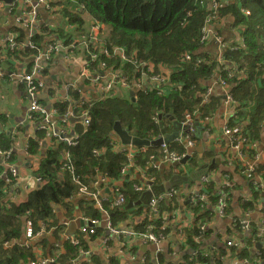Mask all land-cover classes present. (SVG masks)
I'll return each instance as SVG.
<instances>
[{
  "label": "crops",
  "instance_id": "crops-1",
  "mask_svg": "<svg viewBox=\"0 0 264 264\" xmlns=\"http://www.w3.org/2000/svg\"><path fill=\"white\" fill-rule=\"evenodd\" d=\"M21 1L19 9L24 7V3ZM28 3L31 4V1L28 0ZM60 3L61 1L50 0L48 2L50 4L49 9H45L44 5H38V22L34 27H25L20 23H16L14 21L15 15H13L16 12H8L7 9L5 11V8H0V140L2 139L1 135H7L11 143L9 147L11 150L0 148V178L5 180L3 184H0V196L7 206L19 205L25 202L29 193L40 188L46 183V180L37 175L36 172L40 161L39 154L28 152V140L35 138L36 133H42L43 130L38 128L39 125L35 120L26 119L28 100L25 94V84L19 80L20 76L33 63V56L31 54L25 55L21 52L17 56L20 58L12 59L10 62L5 53L7 46L6 36L9 32H13L15 41L21 36L23 38L22 45L19 42L17 49L23 51V44L33 34H40L41 26L49 27L50 23L58 24L63 21L60 14L56 13L61 8ZM88 18V16L83 15L85 23L82 25V29L87 27L86 20ZM220 26H222V22ZM65 28H70L72 32H65L64 30V33L51 34L40 39L41 51H44L43 49L46 48L52 39L57 43L66 44L70 37H75L82 30L77 31L76 27L71 28L70 26ZM67 34H70V36ZM215 51L217 52L216 48ZM80 57L82 56L71 57L66 50L61 49L51 54L48 59L42 58L40 61L43 67L44 88L40 91L39 103L49 114L50 120L53 122L59 136L70 139H76L82 131L80 127H85L84 120L80 119V117H84L85 111L81 109V103L83 101L92 102L103 99L102 89L80 75ZM160 71L163 72L162 75L168 80L169 71H164L163 69H160ZM220 71L221 67L217 65L212 77L206 82L207 88L203 94L204 101L213 97L218 98L219 103L214 111L208 112L203 116H199L197 110L195 119L199 122L198 127H204V130L198 131L196 127L197 129L194 132L196 140H194L193 151L190 153V160L186 164L188 167L185 165L184 168L178 167L177 169L182 174H188L199 168L201 164L208 166L212 159H215L214 164L205 171L201 169L193 174L191 182L177 179V185L169 184L174 168L169 165L161 168V164L164 161L160 157L154 162L157 167L153 168L150 164L148 165L158 173L157 182L156 178H154L155 185L165 182L168 184L166 189L174 188L176 190L171 202L163 200L159 203L158 206L163 204L166 210L158 212V207L154 209L149 205L145 206L141 202L130 208L134 209V214L114 223L108 209L112 207L114 200V187L118 186L122 190L124 187L123 179L114 180L107 176L108 179L102 182L100 178L106 174L102 173V170L92 165V163L85 162L87 164L85 170L89 173V177L81 179L89 186L91 191L97 192L100 208L96 204L97 198L78 193L74 183H72L70 173L68 172V175L66 173L67 170L60 165L59 178L68 180L71 186H74V190L69 187V196L66 197L64 202L55 203L52 206L54 214L48 218L50 226L45 225L44 222L37 221L35 229L41 230L42 234L27 239L25 226L28 217L23 215L20 218V236L3 238L0 241V261H3L2 264H30L32 261L41 264L42 260L46 262L48 259H53L55 264H76L75 260L81 258V254L85 256L83 264H202L197 260L198 255L208 259V264H242V255L240 254L242 251L227 247L226 242L228 239L245 243L247 247L246 257L250 261L249 264H263L253 256L259 251H264V236L257 235L262 217L261 202L253 203L249 209L247 219L250 229L248 231L241 230L233 223L234 219L243 217L246 209L243 206V198L251 195L252 187L248 181L247 173L241 167L243 162L236 159L235 152L233 153V149L228 144L227 136L223 132L226 119H228V115L236 106L233 103L231 106L226 107L224 103L226 88L221 87L219 83L214 84L217 81L216 79L220 77ZM103 74L107 75L108 72ZM214 77L216 78L214 79ZM138 82L140 85H138ZM210 86H212V91L207 93ZM136 88L146 90L155 87L149 78H139V81H131L128 88L116 89L117 91H114V93H117V96L122 99L134 102L130 92L131 90L134 92ZM229 90L230 87L227 86V91ZM199 111H201V108H199ZM163 123L161 129H164V133H172L174 130L173 120ZM20 125H23V132H19ZM43 132L45 136L43 135L38 139V142L40 146L48 147L52 144L51 136L49 131ZM181 134L182 132L179 131V136ZM112 135L117 144L116 150H119L120 147L134 148L131 145H123L116 133L112 132ZM161 136L162 134L159 132L153 139ZM254 142L255 147L250 149L247 161H251L254 159L255 154H258L255 173L260 176L263 173L260 165L264 163V128L259 135V140ZM168 145L171 150L177 153L185 152L184 143H180L176 139L168 142ZM156 147L160 148L159 145ZM205 149L209 150L205 151ZM10 153H12L11 158H9ZM61 156V159H64V163L68 159L72 160L68 150L62 151ZM195 157L201 158L197 164L191 162ZM141 158L138 159L137 164H133L129 168L125 177L129 180L135 179L140 184L146 182L148 180L147 175L151 174L148 167L140 165ZM11 168L16 170L14 176L10 173ZM199 173L202 174L199 175ZM65 174L67 175L65 176ZM204 174L207 181L206 185H203L204 182L200 179ZM226 174L231 180L227 214L225 213L223 216L217 215L212 211L214 206L209 201L206 202L208 204L205 206L212 207L211 209L204 206L196 210V204L190 201L192 193L206 192L211 187L217 188L226 177ZM260 177L262 178V176ZM37 178H40L41 181H38ZM138 200L140 198L132 200V202ZM138 209H141V211L138 212ZM104 211L107 212L111 224L118 230L137 229L146 219L160 217L162 221L164 218L166 224H163V227L166 230L165 237L159 246L160 249L156 250L152 243H144L136 238L125 239L123 234H115L108 231L104 226L105 222H107ZM81 215H92L99 219L100 222L95 235L89 236L80 232L82 222L79 217ZM200 217L202 220L200 226H203L204 230L195 238L194 244L197 246V249H195L189 244V240H187L183 231L186 227L189 228L194 225ZM42 225L45 227L44 229ZM54 226L55 228H53ZM75 241L79 243L75 244Z\"/></svg>",
  "mask_w": 264,
  "mask_h": 264
},
{
  "label": "trees",
  "instance_id": "trees-1",
  "mask_svg": "<svg viewBox=\"0 0 264 264\" xmlns=\"http://www.w3.org/2000/svg\"><path fill=\"white\" fill-rule=\"evenodd\" d=\"M209 1L211 0L61 1V8L56 12L62 13L65 23L71 28L81 29L85 23L83 15L109 28L108 34L96 41L95 51L98 53L96 61L100 68L106 72H116V76L127 81L128 86L131 81H137L145 71L141 65L145 62L154 65V72H159L160 69L169 71V77L166 85L162 84L165 85L163 87L160 85L158 88L146 90L136 88L134 102L114 95L92 102L83 101L81 109L87 110L89 124L80 127L82 131L72 146H67L52 137L51 145L40 146L38 139L45 136L43 131L37 132L35 138H30L28 152L39 154L40 161L36 172L46 180V183L30 192L27 200L19 205L7 206L0 196V241L3 238L20 236V218L23 215L32 221L34 231L37 221L44 222L47 226L51 225L48 218L54 214L52 206L64 202L69 196V187L74 190V186H71L68 180L59 178L61 152L64 150L69 151L74 172L80 178L89 177L85 170L87 168L85 162L88 161L101 169L110 179H123L124 187L121 191L126 202L140 198L142 192L133 189L134 184L140 183L135 179L129 180L125 178L126 175L120 173L121 167L127 163L126 155L123 151L116 150L114 147L116 141L110 142L113 138L115 119L118 118L121 126L133 136L152 140L160 132L165 121H182L187 112L195 109L198 110L199 116L216 109L218 98L211 97L204 101L203 96L207 88L206 82L210 80L218 64L214 38L205 42L200 41L201 28L206 19L213 14L207 7ZM216 1H223V6L216 10V18L209 26L221 37L225 46L227 44L236 47L224 49L222 56L226 63L221 66L220 71V77L230 87L236 104L229 126L237 127L251 141L259 140L264 128V0ZM69 6L74 12L69 11ZM51 34L48 26H41L40 34H33L30 39L40 47V39ZM22 40L23 38L19 36L17 42ZM22 49L23 51H20L17 46L5 49L10 62L12 59L20 58L17 56L21 52L25 55L37 52L28 47ZM186 55H189L190 59H187ZM197 58L201 60L199 64L195 63ZM103 62L104 67L101 65ZM94 65L97 66L96 63ZM226 67L229 70H226ZM158 89L161 90L160 93L157 92ZM154 113L161 116L158 123H154L152 119ZM1 137L0 148L11 150L9 137L7 135ZM92 149H99L100 154L94 156ZM151 155L153 158H159L160 148L149 147L147 152L140 156L142 157L140 165L148 167L151 173L149 175L154 176L157 182V171L148 166ZM11 157L12 153L9 154V158ZM260 168L263 171L260 176L264 180V163ZM66 173L69 175L68 171ZM154 180L152 188L158 193L159 189ZM3 181L5 180L0 178V184H3ZM207 191L211 194L209 203L213 205L216 201L215 190L211 187ZM252 193L255 198L262 195L261 192H254L253 188ZM252 205L250 202L243 204L246 209ZM203 206L196 204V210ZM157 210L159 212L166 208L160 204ZM108 211L114 223L134 214V209L126 210L113 204ZM140 211L141 209H138V212ZM160 221V217L146 219V223L143 222L137 229L143 230L148 225L160 224ZM201 223L200 217L194 225L186 227L183 231L189 244L195 249L197 246L194 244V238L199 235ZM158 231L160 230L156 232ZM246 253L244 250L240 254L243 257ZM197 260L202 264L209 263L202 255H198ZM2 263L3 261H0V264Z\"/></svg>",
  "mask_w": 264,
  "mask_h": 264
},
{
  "label": "built area",
  "instance_id": "built-area-1",
  "mask_svg": "<svg viewBox=\"0 0 264 264\" xmlns=\"http://www.w3.org/2000/svg\"><path fill=\"white\" fill-rule=\"evenodd\" d=\"M25 1L26 0H22L21 2L25 3ZM30 1H31V4L33 5L28 3L29 4L28 8H24L26 5L24 7H21V9H19L20 5L18 7H14L13 6L14 2L8 5L9 7L8 12L13 11L14 13L15 10L19 9V14H13L15 15L14 21L16 23H20L21 25L25 27H31V26L34 27V25L36 26L38 22L37 21V17H38L37 9H36L38 6L37 2L33 3L34 0H30ZM39 2H41V5L48 4V0H39ZM2 4L3 3L0 2V5ZM222 6H223L222 1L211 0L207 3V7L213 11V14L206 19L205 24L203 25L200 31L201 32L200 41L205 42L207 40L214 38V40L216 41L219 47L220 52L225 47V44L221 41V37L214 32L213 28H211L209 24L216 17L215 16L216 10L221 8ZM88 25L90 26L82 30L80 29L81 31L79 30L80 32L77 33V36L75 39L70 37L71 39L69 38L68 40L69 43H66V44L65 43L63 44L62 42L57 43L53 41L52 39V41L48 43L46 48L43 49L44 51H41V48L36 43L31 41L30 39L31 36H30V38L27 39L26 43L23 44V47H22V48L28 47L30 49H35L37 51L36 54H31L33 56L32 57L33 63L30 65L29 70L28 71L26 70V72L23 73L19 79L21 82L25 84V94L28 100V109H27L26 119L30 120L33 118L35 113L39 114L42 117V121H41V124L39 125V128L47 129L51 137H56L60 139L61 141L65 142L69 146L74 145L76 143L75 141L76 139L60 137L58 131L54 130L55 127L53 125V122L50 120L49 114L46 112L44 107H42L39 103L40 91L44 88L43 72H42L43 67L40 64L41 59L42 58L48 59L51 54L61 49L66 50V52L71 57H76V55H79V56L81 55L82 57H80L81 59L80 75L90 80L93 84L99 86L102 89L103 97H106V96L113 97V94H114L113 88L115 85H117V83H119V86L122 88L128 87V82L124 81L123 79L120 80L119 77L116 76V72L108 71L107 75H104V74L102 75L100 73L101 71L104 72L105 70L100 68L96 61V58L98 57V53L95 51V49H96V41L100 37L99 33H100L101 24L96 21L89 20ZM6 44H7L6 48L8 49H13L14 47L19 45V43L15 41V34L13 32H9L7 34ZM21 45H22V42H21ZM226 47H228L229 49L236 48L235 46H232V45L229 46L227 44H226ZM186 58L190 59V56L186 55ZM218 60L220 62H223V59L220 56ZM200 61L201 60L197 58L195 60V63L199 64ZM94 63H96L97 66L94 65ZM101 65L104 67L105 63L103 62L101 63ZM141 65L142 67L144 66L145 71L141 73V76L139 78H142V79L149 78L153 82L155 88H158V86L165 84L167 82V79L162 75L163 73L162 71H159V72L153 71L154 65L152 63L145 62L144 64L141 63ZM226 70H229V69L226 67ZM104 73H107V72L105 71ZM230 74L231 73L229 72L228 75ZM216 80L217 81L214 84L219 83L221 87L226 88V94H225V99H224V103L226 104V107L231 106L234 103V100L232 98L230 90L227 91L228 84L221 77H218V79ZM137 81H139V79ZM138 85H140L139 82H138ZM211 89H212V86L208 88L207 93H210L212 91ZM157 92L160 93V90L158 89ZM234 110H232L230 114L228 115V119H226V123L223 127V132L227 136L228 144L231 147V149H233V153L235 152L236 159L240 162H243L241 167L243 168V171L247 173L248 178H249L248 181L250 185L252 186L253 191L257 193H260V192L262 193V195L259 198H255L253 193H251L249 197L243 198V203L246 204L250 202L251 204H253L256 202L257 203L261 202L262 217H261L257 235L264 236V180L258 174L255 173L257 169L256 162L258 160V154H255L254 159H252L251 161L249 160L247 161L249 157V151L250 149H253L255 147V142L245 137L242 134V131L239 130L237 127L229 126V120L231 116H234ZM196 113L197 111L193 110L185 114V117L181 122L184 129L183 128L181 129L180 132H182V134L176 139L180 143H184L183 148L185 149V152L177 153L171 150L166 142H162L159 145L160 150H161L160 158L162 159V161H167V162L178 161L182 157L190 154L193 151L194 139L192 138V136L196 129V119H195ZM84 117H85L84 119L85 125H88L89 118L87 116V110L84 111ZM62 119L64 122V117ZM206 119H208V117H206ZM153 120L156 123L158 122L157 113L154 114ZM111 143H114V140H112ZM190 149H192V151H189ZM119 150L123 151L127 158L126 165L122 166L120 169V173L123 176L128 173L129 168L133 164H137V161L140 158V156H143L147 152L146 147H140V148L121 147L119 148ZM92 154L94 156H98L100 154V150L93 149ZM152 158L153 156L151 155L150 156V159L152 160L151 165L153 168H155L157 167V165L154 163V158L153 159ZM62 168L67 170L70 173L72 177V181H73L72 183H74L78 193L93 196L95 199L97 198V192L91 191L89 189V186L82 181L79 175L75 174L74 167L70 159H68L66 163L62 165ZM10 173L14 176L16 173V170L14 168H11ZM107 179H108L107 175H102L100 178V181L103 182V181H106ZM147 179L148 180L142 184H134L133 189L138 192H143L146 190L153 192L152 197L150 198L148 202V205L151 208L156 209L158 206V203L162 202L163 200L170 199L176 193V190L174 188H170L166 190L165 192L155 195L154 189L152 188V182L154 180V176L147 175ZM200 179L204 182L203 185L207 184L205 176L202 175ZM37 180L41 181L40 178H37ZM214 190H215L216 201L213 204L214 207L212 211L215 212L217 215L223 216L225 215V213L227 214L228 207H229V197H230V190H231L230 178L226 176L224 180L220 182L218 187L215 188ZM113 196H114V200L112 202L113 206L122 207L126 203L125 197L120 187L118 186L114 187ZM210 196L211 194L207 190L206 192L202 191L201 193L196 192V193H192L190 201L194 202V204H200L201 206L202 205L205 206L206 204H208L206 202L209 201ZM97 200H96V204L98 205V207L101 208L99 200L98 201ZM208 208L211 209L212 207H208ZM249 209L250 208L245 209L244 215L242 218L234 219L233 221L234 225L243 231H248L250 229L249 221L247 219V216L249 215ZM105 215H106L107 222H105L104 226L106 227L108 231L115 233V234H119V233L123 234L125 239L136 238V239L143 241L144 243H152L156 247V250L160 249L159 246H160L161 241L165 237L164 232L166 230V228L163 227L164 226L163 224H166L164 218L162 219V221H160V224H157L158 226L148 225L143 230H139L135 228L134 229L129 228L126 230H118L109 221L107 212H105ZM79 220L82 222V225L80 226V232H82L83 234L84 233L88 234L89 236L96 234L98 230L97 227L100 222L98 218L90 217L87 215H81L79 217ZM42 227L43 229L45 228L43 225ZM53 228H55V226ZM155 230L156 231L160 230V231L156 232ZM203 230H204V227L201 226L199 234ZM40 234H42L41 230L34 231L32 221L30 219H27L26 226H25L26 238L30 239ZM78 243L79 242L75 241V244H78ZM226 245L227 247H230V248L233 247L234 249H237L238 251H244L247 248L245 243L243 242L239 243L233 239H228L226 242ZM253 256L256 257V259L259 262H262L264 264V251H259V253H256ZM80 257L81 258H77L75 260L76 264H82L84 260L83 258L85 256L81 254ZM247 259L248 257L243 256L241 258V263L249 264L250 261ZM54 263L55 262L53 259H48L46 260V262L42 260L41 262V264H54ZM30 264H38V263H36L35 261H32ZM71 264H74V263H71Z\"/></svg>",
  "mask_w": 264,
  "mask_h": 264
},
{
  "label": "water",
  "instance_id": "water-1",
  "mask_svg": "<svg viewBox=\"0 0 264 264\" xmlns=\"http://www.w3.org/2000/svg\"><path fill=\"white\" fill-rule=\"evenodd\" d=\"M2 1L5 2L6 4H11L15 0H2ZM33 3H35V2L33 1ZM5 11H6V8H5ZM16 13L19 14V10H17ZM216 77H214V79ZM130 96L134 100V92H133V90H131ZM173 126H174V130H173L172 133L165 134L164 131L162 130L161 131V134H162L161 137H158L156 139L150 140V139H147V138H139V137L130 135L125 129L122 128L119 119L116 118L115 122H114V125H113V132L118 135V137L120 138L121 143L123 145H131V146H133L135 148H138V147H141V146L150 147V146H158L164 141L165 142H171V141L177 139L179 137V131H181L182 128L184 129V127L182 126V124L180 122H178L176 120H173ZM197 128H198V131H203L204 130V127H198V125H197ZM190 157H191L190 154H188V155L182 157L178 161H174V162L164 161L163 164H161V168L164 167V166H168L169 165V166H171L172 168L175 169V170L173 169L174 173L171 174V178H170L169 184L177 185V179L178 180L180 179L182 181L191 182L193 180L192 179L193 174L199 172L201 169L203 171H205L208 167H211L214 164V162H215V159H212L208 166H206V164H201L200 167L197 168L196 170H193V171L189 172L188 174H182V172L180 170H178L177 168L178 167L184 168V166L187 164L188 160H190ZM195 163L197 164L198 161L195 162ZM161 171H162V169L160 170V174H161ZM201 174L202 173H199V175H201ZM167 185L168 184H166L165 182L161 183L160 185H157V188L159 189L158 192L162 193V192H165L166 190H168V189H166ZM154 193H156V192L154 191ZM152 194H153V192H151L149 190H146V191H144L142 193V196H141L140 200H138L136 202H132V200H129L128 203L124 206V208L125 209H130V208L133 207V205H138L141 202H143L144 205L147 206L150 198L152 197Z\"/></svg>",
  "mask_w": 264,
  "mask_h": 264
},
{
  "label": "rangeland",
  "instance_id": "rangeland-1",
  "mask_svg": "<svg viewBox=\"0 0 264 264\" xmlns=\"http://www.w3.org/2000/svg\"><path fill=\"white\" fill-rule=\"evenodd\" d=\"M19 1H21V0H19ZM26 5V6H25ZM37 5H41V2H39V1H37ZM14 7H18L19 6V3L18 2H14V5H13ZM24 8H28V6H29V4H28V0H26L25 1V3H24ZM0 7L1 8H3L4 7V5H0ZM69 8V11H71V12H74V10L73 9H71V7L69 6L68 7ZM57 14H60V16L62 17V19H63V21L62 22H60V23H54V24H49V28H50V30H51V32H52V34H58V33H64V30H65V32H72L71 30H70V28L69 29H67V28H65V27H67V26H69L67 23H65V19L63 18V16H62V13H58V12H56ZM83 13H80V15H82ZM89 20H90V18H88L87 20H86V25H87V27L88 26H90V25H88L89 24ZM37 21H38V17H37ZM86 27V28H87ZM108 29L109 28H107V27H105L104 25H101V27H100V33H99V36L101 37V36H103V35H107L108 33H107V31H108ZM62 35V37H64V35L63 34H61ZM68 36H70V34H67ZM77 36V35H76ZM76 36L75 37H73V39H75L76 38ZM81 54V53H80ZM164 71H166V70H164ZM117 85H119V83H117ZM117 87V89H121L119 86H116ZM117 91V90H116ZM114 95L115 96H117V93H114ZM19 132H23V125H20V127H19ZM112 140H115L114 139V137L112 138ZM209 149H205V151H208ZM189 151H192V149H190ZM201 158L200 157H195L194 159H192V163H195V162H197V161H199ZM64 164V160H62V162H61V165H63ZM190 165V164H189ZM187 167H188V165H186ZM226 176H228V174H226ZM201 227V226H200ZM200 227H199V229H200ZM196 238V237H195ZM195 238H194V241H195Z\"/></svg>",
  "mask_w": 264,
  "mask_h": 264
},
{
  "label": "clouds",
  "instance_id": "clouds-1",
  "mask_svg": "<svg viewBox=\"0 0 264 264\" xmlns=\"http://www.w3.org/2000/svg\"><path fill=\"white\" fill-rule=\"evenodd\" d=\"M223 2V1H222ZM225 4V3H224ZM3 5V4H2ZM8 5L9 4H7L6 6H4L3 8H6L7 10H8ZM1 8V7H0ZM222 8V7H221ZM220 9V8H219ZM17 10H15V12H16ZM12 12V11H11ZM16 14H18V13H16ZM215 15H216V12H215ZM216 18V17H215ZM214 20V19H213ZM19 43V42H18ZM216 43V42H215ZM18 47V46H17ZM226 48V46L222 49V51L220 52V50H219V47H218V45H217V43H216V50H217V52H216V56H217V62H218V64L217 65H219L220 67L221 66H223L226 62H225V59L223 58V53L225 52L224 51V49ZM219 56L220 57H222V59H223V62H220L218 59H219ZM103 71H101L100 73L103 75V73L105 72H103ZM90 81V80H89ZM116 86H119V85H115L114 86V88H115V90H114V88H113V91H116V89H117V87ZM120 87V86H119ZM129 87V86H128ZM128 87H124V88H128ZM120 88H122V87H120ZM123 88V89H124ZM114 95V94H113ZM115 96V95H114ZM116 97H120V96H116ZM103 98H106V97H103ZM28 109V108H27ZM196 111H197V109H195ZM155 114V113H154ZM87 116H89L88 115V112H87ZM154 116V115H153ZM89 118V117H88ZM80 119L81 120H84L85 119V117H80ZM152 119H153V117H152ZM157 119H158V121H159V119H160V117L157 115ZM31 120H35L37 123H38V125H40L41 124V121H42V117L39 115V114H37V113H35L34 114V116H33V118L32 119H30V121ZM154 121V120H153ZM182 122V121H181ZM180 122V123H181ZM85 123V122H84ZM154 123H156L155 121H154ZM158 123V122H157ZM197 125H199L198 124V122H196V127H197ZM86 126V125H85ZM38 128H39V126H38ZM39 129H41V128H39ZM43 131H48L47 129H42ZM55 131H56V129H54ZM162 130H164V129H160V133H161V131ZM112 132H113V130H112ZM49 135H50V133H49ZM52 138H55V139H58V138H56V137H52ZM58 140H60V139H58ZM61 141V140H60ZM111 141H112V138H111ZM110 141V142H111ZM63 142V141H62ZM165 142V141H164ZM65 143V142H64ZM167 144H168V142H166ZM116 145L117 144H115L114 145V147L116 148ZM169 146V145H168ZM141 147H145V146H141ZM150 147H152V146H150ZM121 148V147H120ZM135 148V147H134ZM138 148H140V147H138ZM147 149L149 148V147H146ZM194 148V147H193ZM93 150V149H92ZM62 160H64V159H61L60 160V162H62ZM152 161V160H151ZM156 161V158H154V162ZM150 164V166H152L151 165V162L149 163ZM153 183V182H152ZM144 192V191H143ZM142 192V193H143ZM159 193V192H158ZM171 200H172V197L170 198V199H166V200H164V201H167V202H171ZM126 205V203L122 206L123 208H124V206ZM158 205H159V203H158ZM147 206H148V204H147ZM158 207V206H157Z\"/></svg>",
  "mask_w": 264,
  "mask_h": 264
},
{
  "label": "flooded vegetation",
  "instance_id": "flooded-vegetation-1",
  "mask_svg": "<svg viewBox=\"0 0 264 264\" xmlns=\"http://www.w3.org/2000/svg\"><path fill=\"white\" fill-rule=\"evenodd\" d=\"M37 1H39V0H34V2H37ZM50 0H48V2H49ZM53 1H62V0H53ZM0 2L1 3H3V5L4 6H6L7 4L5 3V2H3L2 0H0ZM14 2H18L19 3V5H20V1L19 0H15ZM31 5H33V4H31ZM44 8L45 9H49L50 8V4H45L44 5ZM37 9V8H36ZM38 10V9H37ZM81 29H82V27H81ZM80 29H77V31H79ZM195 137V135L193 134V136H192V138H194ZM203 176H205V174L203 175ZM179 186V185H178ZM155 195H157V194H159V193H154ZM141 196H142V194H141ZM140 199H141V197H140ZM55 264V263H54Z\"/></svg>",
  "mask_w": 264,
  "mask_h": 264
}]
</instances>
